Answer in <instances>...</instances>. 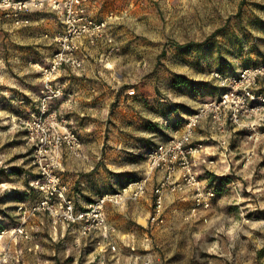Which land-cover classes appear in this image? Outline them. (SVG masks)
<instances>
[{"label": "rangeland", "instance_id": "obj_1", "mask_svg": "<svg viewBox=\"0 0 264 264\" xmlns=\"http://www.w3.org/2000/svg\"><path fill=\"white\" fill-rule=\"evenodd\" d=\"M100 7L105 18L112 15L108 33L113 38L112 45L101 44L109 46L110 58L129 53L120 56L118 74L127 91L133 89V97L140 99L133 111L146 117L145 137L139 138L138 126L129 122L124 147L134 151L125 157L132 166L105 171L114 191L142 176L147 150L167 139L201 103L219 98L222 90L211 73L231 76L264 65V0H100ZM47 16L49 29L53 15ZM11 25L0 19V181H12L19 189L27 172L34 175V166L24 132L13 120L30 113L19 102L26 87L37 90L41 85L38 66L31 65L43 64L44 56L58 46L48 45L35 29L16 34ZM126 35L131 37L128 43L123 42ZM254 92L264 95V77ZM261 133L264 125L235 131L225 156L218 153L213 165L202 162L198 167L199 180L215 193L209 210L189 217L191 195L178 193L164 201L159 226L150 225V215H108L115 223L111 240L116 252L104 255L93 241L89 247V239L84 250L77 232L45 215L24 220L21 214L0 215V264H264ZM7 184L0 185L4 202L10 197L6 190L13 189ZM33 194L27 193L28 199L10 194L15 203L9 199L3 208L20 213L19 208L35 200ZM14 228H23L28 238L12 232ZM119 230L131 233L120 235Z\"/></svg>", "mask_w": 264, "mask_h": 264}, {"label": "built area", "instance_id": "obj_2", "mask_svg": "<svg viewBox=\"0 0 264 264\" xmlns=\"http://www.w3.org/2000/svg\"><path fill=\"white\" fill-rule=\"evenodd\" d=\"M91 0H0V19L10 21L15 27L30 24L27 14L49 5L63 27L61 34L53 40L58 48L45 65L38 66L40 79V104L38 111L29 116L16 117L14 125L24 132L25 144L32 151L34 175L26 174L28 187L35 200L19 208L21 219L44 214L52 223L76 227L78 237L92 239L100 254H114L116 246L111 237L116 233L114 226L106 220L107 205L123 206L136 202L147 194L149 180L157 173L161 175L152 189V206L148 222L159 226L163 223L164 194H187L192 204L187 215L194 217L200 211L210 209L215 193L206 189L198 178V167L203 163L213 165V157L226 155L232 134L240 129L255 131L264 125V95L254 92L258 79L264 77V65L239 70L235 75L213 72L211 76L221 88L218 99L201 103L187 116L167 139L145 153V171L141 178L131 180L118 190L106 192L77 208L67 185L60 174V161L64 154L82 158V141L70 128L69 123L54 111H48V102L63 96L56 86L57 75L62 69L77 70L82 60L78 57L80 41L90 45L105 42L113 44L108 33L112 15L95 20L88 15ZM134 90L127 95L133 96ZM70 98V95H66ZM206 124L208 135L196 139L198 129ZM264 144V133L260 135ZM212 141L217 149H208L206 142ZM206 158V159H205ZM12 232L24 234L23 228Z\"/></svg>", "mask_w": 264, "mask_h": 264}, {"label": "crops", "instance_id": "obj_3", "mask_svg": "<svg viewBox=\"0 0 264 264\" xmlns=\"http://www.w3.org/2000/svg\"><path fill=\"white\" fill-rule=\"evenodd\" d=\"M100 8V0H91L88 7V15L95 20H102L106 14L103 11L101 12ZM34 13L27 14L30 20V24L27 27L18 28L12 24L11 29L16 30V34L19 33L18 30L20 29H28V33H31L32 29H35L37 33H40L41 39H46L48 45L52 44L54 42L53 39L63 31L59 18L52 13L49 5H46L41 10L34 11ZM48 13L53 15V26L49 27V29L46 23H44L48 22ZM34 25L39 26L33 28L32 26ZM28 38L31 40L32 37ZM130 40L131 37L129 35L123 37V42L128 43ZM101 43L102 41L98 44ZM98 44L92 46L85 40L80 41L77 55L82 60L81 68L77 70L66 68L59 71L55 84L62 90L64 95L49 101L47 105L49 112L54 111L68 121L70 128L82 141L83 157L74 158L64 154L60 161L59 169L63 182L67 185L77 208L80 209L84 208L101 194L113 191L109 189L106 170L120 171L124 170L127 166H132L125 157L128 156L127 153L134 151L124 147L131 133V127L138 126L139 138L141 135L142 137L146 136L145 115L141 114L140 111L138 114L136 111H133V109H136V106H139L140 99L139 97L127 95V88L124 87L125 79L118 74L117 65L119 64L120 56L128 57L129 53L121 54V52L118 56L110 58V54L107 52L109 46ZM53 53L48 52L44 56L43 64L33 63L31 66L45 65ZM67 94L70 95V98L66 96ZM40 99V86L37 90L26 87L24 94L19 98L20 104H24V107L28 108V113L30 111L26 116L36 113L32 109L34 107L39 108ZM122 117H126L125 121H123ZM129 122L132 126H129ZM207 135L206 124L202 123L198 129V139L205 138ZM139 141L138 145L140 144ZM206 143L208 149H215L214 143L210 141ZM160 177L161 175L157 173L149 180L147 194L140 200L129 202L123 206L107 205L105 209L107 222L115 226L114 221H111L108 215H149L150 203L152 201L151 192L155 185L154 182L159 180ZM4 183L7 184L4 181H0L1 186ZM28 183L27 180L21 182L20 188L15 189L12 181L8 182L7 185L13 189L6 190V194L10 197H7L8 199L5 200L9 202L10 199V202L15 203V199L11 196L12 194H29ZM4 192L2 190L0 193V206L2 205L0 207V215H20L19 212L14 213V207L3 208L7 203L6 201L4 202ZM168 196L169 194H164L165 201ZM19 199L17 197V201ZM144 221L147 224L145 219ZM137 224L140 227L145 226L139 221H137ZM70 229L73 232H77L76 227H70ZM129 233H131V230L118 231L120 235H128ZM80 241L83 242L80 246L86 250V240ZM92 241V239L87 241L89 242V247L93 246Z\"/></svg>", "mask_w": 264, "mask_h": 264}, {"label": "trees", "instance_id": "obj_4", "mask_svg": "<svg viewBox=\"0 0 264 264\" xmlns=\"http://www.w3.org/2000/svg\"><path fill=\"white\" fill-rule=\"evenodd\" d=\"M147 151H148V150H147ZM26 174H28V172H27ZM26 174H25V175H26ZM26 180L28 181V179H26ZM129 181H131V180H129ZM127 182H128V181H127ZM124 184H125V183H124ZM124 184H123V185H124ZM28 186H29V185H28ZM29 193L32 194L33 192L29 189ZM22 199H28V195H27L26 193L23 194V198H22Z\"/></svg>", "mask_w": 264, "mask_h": 264}]
</instances>
